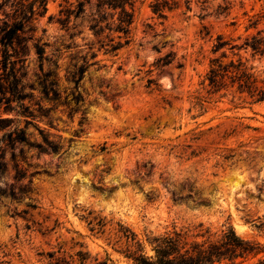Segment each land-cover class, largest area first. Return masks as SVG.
<instances>
[{
    "label": "rangeland",
    "instance_id": "374dc122",
    "mask_svg": "<svg viewBox=\"0 0 264 264\" xmlns=\"http://www.w3.org/2000/svg\"><path fill=\"white\" fill-rule=\"evenodd\" d=\"M106 1L49 0L7 68L0 45V264H133L109 244L117 224L264 244V102L204 83L217 58L264 76L244 46L264 48V0H135L128 33Z\"/></svg>",
    "mask_w": 264,
    "mask_h": 264
},
{
    "label": "trees",
    "instance_id": "16d2710c",
    "mask_svg": "<svg viewBox=\"0 0 264 264\" xmlns=\"http://www.w3.org/2000/svg\"><path fill=\"white\" fill-rule=\"evenodd\" d=\"M3 0L0 10L10 8L13 11L5 15L3 25L0 26V45L4 59L1 64L7 68L11 64V56L8 51L13 49L28 23L35 16H43L47 11L49 0ZM79 1V0H78ZM135 0H107L105 4L113 10H119L118 25L115 31L128 33L133 23L132 7ZM38 4V8H36ZM80 8L84 2L79 3ZM38 9V12H37ZM41 10V11H39ZM218 37L219 43L214 47V52L229 45ZM256 43L244 44L256 52H263V46ZM262 40V39H261ZM232 50H239L238 46H231ZM39 56L43 55V48H37ZM223 58H227L224 54ZM205 84L209 88L208 94L214 96L222 91L233 89L241 98L253 100L255 103L264 102V76L253 72L246 62L239 58L228 63L221 59H213L210 62L209 71L205 78ZM196 106L201 109L208 102L201 96L194 97ZM174 202L180 203L184 198L172 193ZM189 198V197H188ZM187 199V198H186ZM103 226L102 224H98ZM145 239L128 227L117 224L109 234V244L115 252L121 254L133 264H264V244L249 240L240 236L232 225L222 228L206 226L204 223L178 227L174 225L170 230L160 235H146ZM87 256V255H86ZM85 264L88 258L83 257ZM96 264H108L110 259L99 261Z\"/></svg>",
    "mask_w": 264,
    "mask_h": 264
}]
</instances>
